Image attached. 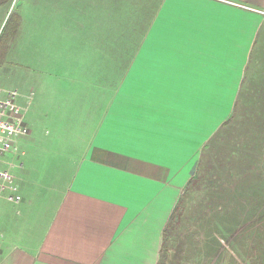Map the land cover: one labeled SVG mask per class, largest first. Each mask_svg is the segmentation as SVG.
<instances>
[{
    "label": "crops",
    "instance_id": "obj_1",
    "mask_svg": "<svg viewBox=\"0 0 264 264\" xmlns=\"http://www.w3.org/2000/svg\"><path fill=\"white\" fill-rule=\"evenodd\" d=\"M62 2L101 5L82 17L93 58L17 102L29 133L12 150L21 200L0 192V264H157L201 149L264 67V0Z\"/></svg>",
    "mask_w": 264,
    "mask_h": 264
},
{
    "label": "rangeland",
    "instance_id": "obj_2",
    "mask_svg": "<svg viewBox=\"0 0 264 264\" xmlns=\"http://www.w3.org/2000/svg\"><path fill=\"white\" fill-rule=\"evenodd\" d=\"M8 1L4 4L0 3V95L7 96L15 92L14 100L24 104L30 100L31 90L35 91L32 83L53 79L70 81L74 77L76 80L77 69L66 64L70 61H77L76 64H79L83 60L93 58L92 53L82 46V38L89 37L81 32L89 28L87 24L92 21L82 17L93 18L95 15L97 19L98 10L94 13L92 10L101 8V5H76L62 2L68 0H53L60 2L53 4L37 3L40 0ZM116 7L123 8V5H116ZM66 13H71L72 18L68 19ZM101 16L107 18L104 14ZM100 22L101 30H103L110 27L111 23L115 24L119 21L115 19L108 20L107 23L105 20ZM91 27H96L95 22H92ZM92 44L96 46L89 40L87 47ZM259 50L261 52L258 54L264 55V44L259 46L257 51ZM102 54L105 53H100V56ZM94 55L98 56L97 53ZM246 75L248 77L244 89L250 95L255 94L254 88L263 82L264 74L259 75L255 68L249 67ZM83 82L84 78L80 79L78 84ZM69 89L71 88L66 87L64 91ZM251 106L252 101L249 97L245 101H238L236 112H233L231 121L222 133L225 138L219 148H215L222 151V156L233 153L232 158L224 168L217 161L209 168V177L221 176L222 181L212 188L210 181L207 184L205 181L187 194L184 208L179 212L180 215L169 222V235L168 237L164 235L165 244L162 246L163 252L157 264H244V261L248 262L244 259L249 243L248 238H242L241 234L237 236L236 233L228 237L230 224L235 221H230L227 215L223 214L224 210L226 212L230 210V206L236 209L239 206L240 210H244L246 206L242 202L237 204L223 202L222 197L229 192V188L233 187L234 181L256 184L254 173L257 170L264 171V130L258 127L257 119H253L254 116L247 119V114L250 112L252 114ZM38 124L42 130L43 124ZM13 152L12 150L0 152V163H3L0 166L9 172H12V163L18 166L21 161H24L22 156L14 157ZM246 167L252 171L245 172ZM3 201L6 200L0 198V204ZM211 208L216 210L213 211ZM217 210L223 211L222 214L217 215ZM234 238L236 252L231 250V245L228 243Z\"/></svg>",
    "mask_w": 264,
    "mask_h": 264
},
{
    "label": "trees",
    "instance_id": "obj_3",
    "mask_svg": "<svg viewBox=\"0 0 264 264\" xmlns=\"http://www.w3.org/2000/svg\"><path fill=\"white\" fill-rule=\"evenodd\" d=\"M253 68V67H252ZM257 74H264V67L255 68ZM248 75H245V81H243V92L241 96L236 100L233 112H236L238 106V101H245L247 97L252 101V114L251 112L247 114V119H251V116L257 119V125L261 130H264V80L258 86L254 88L255 94H248L249 92L244 89ZM232 115L219 127V129L212 135V137L205 143L201 149V154L199 161L195 167L193 176L188 180L183 193L173 210L171 219L174 217L178 218L180 211L184 208V202L186 200L187 194H190L195 188L200 186L206 181L211 183V188L217 186L222 180L221 176L215 178L209 177V168L216 163V161L224 168L227 163H229L230 158H232L233 153L229 155L222 156V151H218L215 148H219V145L224 140L225 136L222 134L224 128L227 127L228 123L232 119ZM254 121V120H253ZM256 123V122H254ZM232 154V155H231ZM226 169V168H225ZM248 167L245 168V172H251ZM264 171L257 170L254 174L256 175L257 183H248L247 181H234L233 187L229 188L228 191L222 198L223 202L226 203H239L242 202L246 207L244 210H240L239 206L233 208L230 206V210L226 212L224 210L223 214L227 215L230 221H235V223L230 224V230L228 237L233 233L237 236L240 235L242 238H248V244L246 249L247 264H264ZM241 188L246 189L243 191ZM252 190V191H251ZM213 211L216 209L211 208ZM221 211L217 210L216 214L221 215ZM178 213V214H177ZM172 226V225H171ZM169 224L165 229V237H168ZM168 232V234H167ZM172 232H174L172 230ZM173 235V234H172ZM240 238V237H239ZM165 242V241H164ZM231 245V250L236 252L237 247L235 246V238L228 241ZM165 243H163L164 245ZM244 261V264H246Z\"/></svg>",
    "mask_w": 264,
    "mask_h": 264
},
{
    "label": "built area",
    "instance_id": "obj_4",
    "mask_svg": "<svg viewBox=\"0 0 264 264\" xmlns=\"http://www.w3.org/2000/svg\"><path fill=\"white\" fill-rule=\"evenodd\" d=\"M14 97L15 92L0 97V152L14 150V139L29 133L22 118L21 107ZM5 190L8 191V199L15 202L21 200L13 174L6 169H0V192Z\"/></svg>",
    "mask_w": 264,
    "mask_h": 264
}]
</instances>
